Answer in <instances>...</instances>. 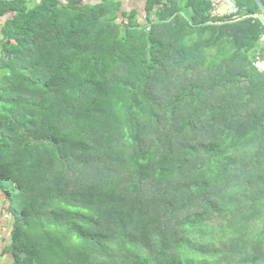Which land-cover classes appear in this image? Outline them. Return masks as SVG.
<instances>
[{
	"label": "trees",
	"instance_id": "16d2710c",
	"mask_svg": "<svg viewBox=\"0 0 264 264\" xmlns=\"http://www.w3.org/2000/svg\"><path fill=\"white\" fill-rule=\"evenodd\" d=\"M234 1L0 0L5 264H264V14Z\"/></svg>",
	"mask_w": 264,
	"mask_h": 264
},
{
	"label": "crops",
	"instance_id": "0c3cea01",
	"mask_svg": "<svg viewBox=\"0 0 264 264\" xmlns=\"http://www.w3.org/2000/svg\"><path fill=\"white\" fill-rule=\"evenodd\" d=\"M36 2H38L39 0H35ZM65 2H70L72 0H63ZM84 5H94V4H98L101 3L103 0H82ZM116 2H119L120 4L123 5V9L125 11L128 12H133V11H137L140 13V19L142 20V22H146L148 19V4H149V0H115ZM234 3L235 1L232 0ZM236 4V3H235ZM151 18L153 20H155V11L153 12ZM6 18H0V57L3 53V39H2V34H1V28L2 26L5 24L6 22ZM1 194V193H0ZM2 206H1V210H3V205H4V199H2ZM1 215V213H0ZM7 222L5 221L4 223L2 222V226H6Z\"/></svg>",
	"mask_w": 264,
	"mask_h": 264
},
{
	"label": "built area",
	"instance_id": "2783aa9c",
	"mask_svg": "<svg viewBox=\"0 0 264 264\" xmlns=\"http://www.w3.org/2000/svg\"><path fill=\"white\" fill-rule=\"evenodd\" d=\"M212 3V15L219 17L221 15L225 16H235L239 15V8L232 0H211ZM225 6L226 11L224 13L220 12V7ZM264 21V19H263ZM262 42H264V34L262 36ZM257 66L264 69V61H258Z\"/></svg>",
	"mask_w": 264,
	"mask_h": 264
},
{
	"label": "rangeland",
	"instance_id": "374dc122",
	"mask_svg": "<svg viewBox=\"0 0 264 264\" xmlns=\"http://www.w3.org/2000/svg\"><path fill=\"white\" fill-rule=\"evenodd\" d=\"M225 11H226V7L225 6L220 7V12L221 13H224ZM2 39H4L3 36H2ZM4 56H5V54H4ZM2 199H3V196L0 194V213H1V215H0V242H2V239H5V238L9 237V225L4 226V227L2 226V222L4 223L7 220L3 210H1L2 202H3ZM8 255H10V254H8ZM8 255H6L7 257L6 256L2 257V259L0 257V259L2 260L1 261L2 264H5L6 262L9 261V256Z\"/></svg>",
	"mask_w": 264,
	"mask_h": 264
},
{
	"label": "water",
	"instance_id": "95a60500",
	"mask_svg": "<svg viewBox=\"0 0 264 264\" xmlns=\"http://www.w3.org/2000/svg\"><path fill=\"white\" fill-rule=\"evenodd\" d=\"M257 2L259 4V6L261 7V10H262V12L264 14V0H257ZM5 56L8 57V58L10 57V54H9L8 51H5ZM0 103H1V101H0Z\"/></svg>",
	"mask_w": 264,
	"mask_h": 264
}]
</instances>
